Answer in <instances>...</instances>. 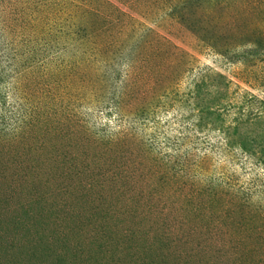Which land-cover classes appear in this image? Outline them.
<instances>
[{
    "label": "rangeland",
    "instance_id": "obj_1",
    "mask_svg": "<svg viewBox=\"0 0 264 264\" xmlns=\"http://www.w3.org/2000/svg\"><path fill=\"white\" fill-rule=\"evenodd\" d=\"M0 264H264V0H0Z\"/></svg>",
    "mask_w": 264,
    "mask_h": 264
}]
</instances>
